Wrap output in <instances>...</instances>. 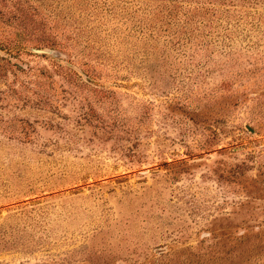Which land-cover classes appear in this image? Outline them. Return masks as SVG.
Segmentation results:
<instances>
[{
	"label": "rangeland",
	"instance_id": "obj_1",
	"mask_svg": "<svg viewBox=\"0 0 264 264\" xmlns=\"http://www.w3.org/2000/svg\"><path fill=\"white\" fill-rule=\"evenodd\" d=\"M147 1L0 0V264H264V5Z\"/></svg>",
	"mask_w": 264,
	"mask_h": 264
},
{
	"label": "trees",
	"instance_id": "obj_2",
	"mask_svg": "<svg viewBox=\"0 0 264 264\" xmlns=\"http://www.w3.org/2000/svg\"><path fill=\"white\" fill-rule=\"evenodd\" d=\"M57 3L59 0H56ZM65 1V0H63ZM76 3V6H80L83 3H87L90 5L91 4V9L92 11H98L99 9L105 8L103 6H98L97 2L98 0H74ZM162 3H159L156 1L154 2H145L144 6L146 8H149V10L154 11V15L151 18H143V22L141 23L146 27L145 30L148 29L146 33L149 35H152V30L149 29L147 26V21L154 20L159 23L160 27L163 25L173 27V30L176 29H181V28H199L200 27H206V26H217L219 25L222 21H229L230 19L233 18V20H240V17H236L239 14H236V12H242L245 8L247 9L246 11H251L252 8L256 5H264V0H221L220 4L223 5V7H215L214 6V1L210 0L208 2H204L202 0H195L194 5H186L185 7L181 6L180 3H178L175 0H161ZM154 3V4H153ZM232 6L231 8L225 7V6ZM241 7H245L242 8ZM62 9L59 11L61 12ZM56 13L55 15H59L60 13ZM11 13V12H10ZM12 14V13H11ZM13 15H17L22 17L23 19H28L34 23H37L38 20L41 22V18L36 17V14L34 13L33 10L29 9H21L17 8L16 11L13 12ZM61 15V14H60ZM50 22L51 26H46L45 24H42L41 26L44 28L46 27H51L53 29H58L60 27L59 25V18H54ZM39 24V23H37ZM66 23H64V26ZM174 25H177L174 27ZM45 27V28H46ZM178 27V28H176ZM181 32V31H179ZM176 36H178L177 39H180V34L175 33ZM201 35H207L204 32H201ZM72 36L74 40L78 41L79 38L77 36V33L72 32L69 34V37ZM68 38H66L67 40ZM178 41V40H176ZM73 46L72 44H70ZM207 50L200 48L196 55H206ZM209 54V53H208ZM190 56H194L193 53Z\"/></svg>",
	"mask_w": 264,
	"mask_h": 264
},
{
	"label": "water",
	"instance_id": "obj_3",
	"mask_svg": "<svg viewBox=\"0 0 264 264\" xmlns=\"http://www.w3.org/2000/svg\"><path fill=\"white\" fill-rule=\"evenodd\" d=\"M30 50L37 54H50L52 51L44 48H30ZM252 130V129H250Z\"/></svg>",
	"mask_w": 264,
	"mask_h": 264
}]
</instances>
